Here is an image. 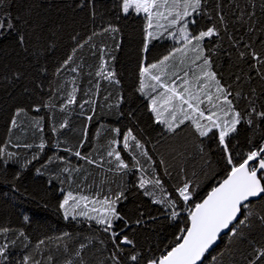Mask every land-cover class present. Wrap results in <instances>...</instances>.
Segmentation results:
<instances>
[{
	"label": "trees",
	"instance_id": "trees-1",
	"mask_svg": "<svg viewBox=\"0 0 264 264\" xmlns=\"http://www.w3.org/2000/svg\"><path fill=\"white\" fill-rule=\"evenodd\" d=\"M227 2L228 0H224V3ZM238 2L242 6L255 2L259 15L260 0ZM79 3H83L84 7H78ZM116 3L117 0H94V3L90 0H6L5 5H0L13 16L29 22L27 26L19 23L21 30L27 32L29 37L27 52L17 45L15 32L10 33L7 39H0V149L5 153L16 154L11 160H7L6 155L0 156V227H8L11 230L7 237L0 235V242L17 240L16 247L11 250L12 264L21 261L22 256L29 251L37 258H46L51 254L55 257L53 264H64V260L70 258V253L64 252L65 240L60 239L64 233L70 234L71 238L66 242L71 252L78 249L81 243L88 245L82 252L87 264H101L102 261L103 264H110V254L114 246L109 234L103 232L101 226L83 218L78 220L63 218L59 203L67 190H76V183L80 178V174L72 173L75 180L69 185L68 174L62 171L64 167H82L90 173V180L95 181L92 191L102 189L103 194H109V189L112 193L121 188L125 189L127 199L120 202L118 211L129 221L125 234L136 241L144 256L158 257L175 244L179 229L187 226V214L182 212L177 221L167 220L164 218L162 206L154 204L153 197L143 194L145 189L138 187L142 175L140 168H132L135 163L133 152H139V149H135L134 143L130 149L120 146L122 157L132 170L123 172L115 170L116 162L114 158L107 157L106 152L109 150V141L114 138L122 141L123 137L122 135L116 137L109 129L118 127L121 134L129 128L133 130V134L145 143L149 154L157 162L156 171L173 198L176 196L173 188L180 182L178 174L187 175L199 183L200 187L195 197L199 202L206 197L212 187L225 178L229 169L218 146V134L213 136L210 133L209 137L200 138L187 124L181 126L176 134H171L167 133L163 125L154 122V114L149 110L150 101L138 90L140 69L143 64L141 53H144L147 39L146 20L144 16L135 13L124 15L117 10ZM209 3L214 6L216 0H209ZM93 11L96 13L95 16L92 15ZM225 11L229 14V20H234L231 11L227 8ZM201 19L208 24L206 17ZM109 24L119 28V32L95 36L92 41L97 46L95 56L87 45L78 51L76 63L81 64L82 71L75 74L77 76L75 85L71 82L73 73L68 70L54 75L59 63L75 45L71 39L73 35L78 39L86 38L92 32H99ZM238 27L237 24L231 23L229 30ZM218 43L216 38L206 39L204 46L212 50ZM51 44H55V48L45 52L44 49ZM104 45H107L104 59L109 60L110 67H114L119 84L95 76L100 64L99 49ZM256 46L259 50L258 41ZM166 53L167 50L164 49L160 54ZM111 56H115L114 61L110 60ZM213 59L214 68L218 75L223 76L224 82L233 83V74H241V69L244 73L249 71L247 64L237 58L236 49L229 46L227 35H223L221 49L214 53ZM42 64L48 69L46 73L39 70ZM15 71L23 72V78L14 81L12 73ZM97 82L100 84L98 92L95 89ZM73 86L78 88L76 103L69 106L67 111H61V106L66 103ZM235 87L237 90L243 87L247 95L250 88H256L257 92H260L264 87V81L256 78L242 85L237 83ZM120 98L122 99L117 107V100ZM86 100H93L94 103L84 104V108L81 109L79 105ZM262 101L264 97L257 99L258 109L261 108ZM238 104L239 110L243 113L247 108V102L241 99ZM37 106L39 111L35 110ZM17 107L26 108L27 113L16 117L19 127L12 128L11 120ZM93 108L95 111H92ZM89 116H92V120H88ZM40 117H43L42 132L35 124ZM64 120L68 121V127L61 129L59 125ZM54 127L57 131L52 130ZM98 132L100 135H97ZM41 139L45 143L42 151L37 148ZM82 141L83 147H80ZM201 143L204 148L203 155L198 148ZM262 143L264 123L255 126L242 124L238 126V133L234 135L230 148L234 156L236 153L243 156L248 151L259 148ZM17 144L20 147H17ZM26 144L33 147H23ZM69 149L71 151H68ZM77 150L82 156L98 158V155H103L105 161L113 162L105 163L104 168L100 169L76 157L73 153ZM37 152L39 158L26 169L23 168L25 160L31 159ZM240 156L236 159L239 160ZM58 157L65 159L60 160ZM137 158L146 168L144 159ZM160 160L164 161L163 165L159 163ZM109 168L113 170L108 171ZM181 168L185 170L183 173L180 171ZM165 169L172 174L171 177L164 174ZM143 175L151 178V170ZM62 188L65 192H61ZM141 213L144 217H141ZM149 215L158 219L155 222L147 220L142 225L134 223L135 220L146 219ZM25 216L29 217L27 221L24 220ZM121 226L122 222H116L117 228ZM21 230L28 237L27 249L23 247L24 238L17 239ZM252 237L257 244L260 243L259 229L253 231ZM42 239L46 244L41 247L38 254L34 246ZM250 243L251 241L234 243L229 235H225L219 245L210 252L205 264H245V258L251 251ZM126 252L127 248L125 254ZM125 254L121 255L122 259ZM211 257H217V261H212ZM71 258L78 259L74 256ZM126 264L131 262L126 261Z\"/></svg>",
	"mask_w": 264,
	"mask_h": 264
},
{
	"label": "snow or ice",
	"instance_id": "snow-or-ice-1",
	"mask_svg": "<svg viewBox=\"0 0 264 264\" xmlns=\"http://www.w3.org/2000/svg\"><path fill=\"white\" fill-rule=\"evenodd\" d=\"M94 3V0H90ZM6 0H0V5H5ZM78 7H84L79 3ZM119 12L124 15L135 13L143 14L146 20V37L151 40H163L171 38L179 46H173L171 50L155 62L146 63L140 69V86L139 92L146 95L150 101L149 110L154 114V122L163 125L167 133L176 134L183 125H189L194 133L200 137H209L218 134V146H220L226 165L229 169L226 171L225 178L216 186L211 188L201 201L197 202L195 197L200 187L199 183L189 178L187 175H179V183L174 186L175 198L164 186V181L156 171V161L145 143L141 142L133 130L129 128L121 134L120 128L109 129L116 137L122 135L124 149L134 147L139 152H133L135 163L132 168L139 167L142 175L139 178L138 187L145 189L144 195L153 197L154 204L162 206L164 218L171 221H177L181 213L187 214L186 227L179 229V235L176 242L170 249L166 250L158 257L144 256L136 245V241L125 234V229L129 226V221L118 211V206L122 200L127 199L125 189L109 194H103V190L92 191L95 181L90 180V173L82 167L69 168L64 167L63 173L68 174V183L71 185L75 178L72 173L80 174L79 182L76 183V190H65L62 201L59 203V209L63 212L65 220H78L83 218L89 222L101 226L103 232L109 234L114 249L110 254V264H205L210 254V250L220 241L223 235L227 234L234 243H244L251 241L250 254L245 258V264H264V143L259 148L248 151L245 155L240 153L233 154L230 144L233 137L238 133V126L246 124L255 126L258 123H264V101L261 108L256 106L257 99L264 97V87L260 92L256 88H250L247 95L243 87L236 89L235 84L252 82L259 78L264 81V0L259 2V15L257 14V4L245 3L243 6L238 0H216L213 6L209 0H117L115 5ZM225 8L231 11L234 20H229V14ZM95 16V11L92 12ZM206 17L208 26L204 29H197L193 32L190 25H197L198 21ZM155 21V24H154ZM166 21V24L160 23ZM28 25L27 20H22L4 7H0V39H7L8 35L15 32V39L18 46L24 48L27 52L28 34L22 31L19 23ZM231 23L239 27L232 31L229 30ZM175 29V30H172ZM119 28L109 24L101 28L99 32H92L86 38H79L73 35L71 39L75 42L69 54L59 63L55 69L54 75H59L62 71L68 70L73 73L72 83L75 85L79 71L82 66L76 63L77 53L86 45L90 46L92 55H96L97 46L92 43L93 38L103 33H118ZM236 33H239L237 35ZM223 35H227L229 46L237 51V58L243 60L249 71L241 74H233V83L224 82V78L218 75L214 68L213 55L219 52L222 46ZM206 38H216L219 42L215 49L209 50L204 46ZM255 38V39H254ZM259 43L257 50L256 42ZM55 44L47 46L44 51H51ZM107 45L99 49L100 64L95 72L96 77H101L111 83L119 84L116 78L114 67L109 66V60L104 59ZM119 48V43L116 44ZM144 51H148V43L144 44ZM230 55V54H229ZM110 60L114 61L115 56ZM75 64L73 67L72 65ZM42 73L48 71L45 65L39 69ZM254 73V75H253ZM24 73L15 71L12 73V79L23 78ZM7 79V77H5ZM95 89H100L99 82L96 83ZM78 88L73 86L68 94L66 103L61 106V111H67L69 106L76 103V93ZM59 92V89H57ZM121 99L117 100L116 106H119ZM244 99L247 102L246 110H239L238 102ZM93 100H86L79 105L81 109L84 104H93ZM51 106V105H49ZM39 111V106L36 107ZM92 111H95L93 108ZM27 109L17 107L11 120V127H19L16 117L26 114ZM40 117L35 121L36 127L42 132ZM92 120V116L88 117ZM59 127H68V121L64 120ZM217 130L213 132V130ZM53 131H57L54 127ZM97 135H100L98 132ZM87 138V130L84 133ZM132 142V143H130ZM121 140L114 138L109 141V150L106 156L114 158L115 170L123 172L131 171L129 164L125 162L120 151L116 149ZM251 143V141H249ZM20 147L19 144L16 145ZM25 148H32L33 145H23ZM80 147H83V141ZM37 148L42 151L45 148L43 139ZM199 151L203 155V143L199 146ZM68 151H71L69 149ZM76 157L85 161L89 165H95L100 169L104 168L105 163L112 164V160L105 161L103 155L94 158L90 155L82 156L79 150L73 153ZM7 157V160L13 159L15 153H5L0 149V156ZM240 156L237 160L236 157ZM142 157L147 167L141 165ZM39 158V152L33 154L31 159H26L23 168H27L34 160ZM64 160V157H58ZM7 160L5 162H7ZM51 158L49 163H51ZM209 163V161H205ZM161 165L164 164L160 160ZM109 168L108 171H112ZM151 170V178H146L143 173ZM39 171V170H37ZM181 173L185 170L181 168ZM164 174L171 177V173L165 169ZM19 178V173H17ZM150 186V187H146ZM141 217L144 214L141 213ZM28 216L24 217L27 221ZM158 217L148 216L146 219L141 218L134 221L137 225H142L151 220L155 222ZM116 222H122V226L117 228ZM259 229L261 241L255 242L252 233ZM11 230L8 227H0V235L7 237ZM24 238L23 247L28 248V237L21 230L18 237ZM69 233H64L60 238L65 240L63 244L64 252L70 253V258L64 260V264H87L83 259L82 252L88 246L81 243L79 248L71 252L66 242L70 239ZM17 240H5L0 242V264H12L11 250L16 247ZM45 240H39L35 244V250L39 254L42 246H45ZM125 246V247H122ZM125 248L127 252L125 254ZM124 255V259L121 255ZM74 256L78 259L71 258ZM212 261H217V257H211ZM55 257L51 254L46 258H37L31 251L22 256V260L17 264H53ZM103 264V261L101 262Z\"/></svg>",
	"mask_w": 264,
	"mask_h": 264
},
{
	"label": "rangeland",
	"instance_id": "rangeland-1",
	"mask_svg": "<svg viewBox=\"0 0 264 264\" xmlns=\"http://www.w3.org/2000/svg\"><path fill=\"white\" fill-rule=\"evenodd\" d=\"M140 15L143 16V14H140ZM160 23L166 24V21H160ZM154 24H155V21H154ZM207 26H208V24L203 19H200L198 21L197 25H195V26L190 25L189 27L193 32H195L197 29H204ZM172 30H175V29H172ZM206 39H208V38H206ZM146 43H148V51L147 52L144 51L143 54L141 53V59L143 60L142 66L146 63L155 62L158 59H160L163 55H166L167 53L163 54V55L160 54L164 49H166L168 52L169 49H172L173 46H179L176 43V41L172 40L171 38L163 39V40H151V41L146 39ZM144 96L147 97L146 95H144ZM120 146H123L122 141L119 145L115 146L118 151H120ZM120 153L122 155L121 151H120Z\"/></svg>",
	"mask_w": 264,
	"mask_h": 264
},
{
	"label": "water",
	"instance_id": "water-1",
	"mask_svg": "<svg viewBox=\"0 0 264 264\" xmlns=\"http://www.w3.org/2000/svg\"><path fill=\"white\" fill-rule=\"evenodd\" d=\"M225 235H227V234H225ZM225 235H223V237L225 236ZM221 242V240L220 241H218V243L210 250V252H212L218 245H219V243Z\"/></svg>",
	"mask_w": 264,
	"mask_h": 264
}]
</instances>
